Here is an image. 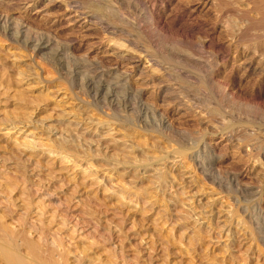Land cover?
Wrapping results in <instances>:
<instances>
[{
    "label": "rangeland",
    "instance_id": "obj_1",
    "mask_svg": "<svg viewBox=\"0 0 264 264\" xmlns=\"http://www.w3.org/2000/svg\"><path fill=\"white\" fill-rule=\"evenodd\" d=\"M29 1L0 0V227L52 264H264V0Z\"/></svg>",
    "mask_w": 264,
    "mask_h": 264
},
{
    "label": "bare ground",
    "instance_id": "obj_2",
    "mask_svg": "<svg viewBox=\"0 0 264 264\" xmlns=\"http://www.w3.org/2000/svg\"><path fill=\"white\" fill-rule=\"evenodd\" d=\"M17 2V1H16ZM23 2H25L24 5H27V3H29L30 1L29 0H23ZM243 2V1H242ZM22 3V2H21ZM263 3V2H261ZM17 4V3H16ZM250 4V3H249ZM264 5V3H263ZM2 6V5H1ZM261 6V5H260ZM94 7V10L98 11V12H101L103 11V8L101 6H98V5H93ZM258 7V6H257ZM75 9V8H74ZM92 9V8H91ZM261 9V7L259 8ZM78 10V9H77ZM263 10V11H262ZM106 11V10H105ZM261 12L264 13V8L261 9ZM103 14V13H102ZM10 17H8V15H0V25H2V27H4L3 25H6L7 27L8 24L10 23V20H9ZM21 19H18L15 21V23L18 24L19 28H23L26 30V25L25 24H22ZM263 22V21H262ZM5 26V27H6ZM6 27V28H7ZM5 29V28H4ZM109 28H106V30H108ZM8 30V29H6ZM5 30V31H6ZM47 31V30H46ZM49 32V31H48ZM47 33V32H46ZM108 33H113L112 30L109 31L108 30ZM44 34V33H43ZM47 35V34H46ZM54 36V35H53ZM53 38V37H52ZM117 39V38H116ZM54 40V39H53ZM42 41V40H41ZM110 42H113V39L110 38L109 40ZM115 41V40H114ZM109 42V43H110ZM51 40L50 39H47L45 40V42L43 43H39V44H35L33 46V49L34 50H37V51H41V50H44V49H48L50 48V44H51ZM56 43V42H55ZM118 43V42H117ZM118 46L122 45L121 43H118L117 44ZM67 46V45H66ZM117 50V49H116ZM68 51V50H67ZM117 52V51H116ZM69 53V52H68ZM153 68V66H152ZM115 69V68H114ZM117 69V68H116ZM108 73V72H107ZM122 74L125 75V77L123 78V81H127L128 80V74L125 70H123V72H121ZM121 74V75H122ZM90 78V77H89ZM120 79V78H118ZM122 79V77H121ZM122 81V80H120ZM205 81V80H204ZM94 82V81H93ZM124 82V83H125ZM119 83V81H118ZM94 84V83H93ZM135 93V92H134ZM114 94V93H113ZM64 95V94H62ZM96 95V94H95ZM108 95V94H107ZM110 97V96H108ZM105 98V97H104ZM115 98V97H114ZM109 99V98H108ZM110 103L113 101L112 99L108 100ZM115 103V102H114ZM116 104V103H115ZM117 105V104H116ZM258 105V104H257ZM259 108V107H258ZM145 110V108H144ZM64 114V119L69 123H73L74 125H79L81 126V124H84L83 122H85V124H89L92 122V120L90 119H87V118H84V121H82L83 119H80V117L77 116L76 114V111H75V108H68L67 110H64L63 112ZM145 114V113H143ZM58 116V115H57ZM82 121V122H81ZM163 122V121H162ZM13 124V123H12ZM16 124V123H15ZM96 124V123H95ZM26 126V124H25ZM24 124L21 126L18 125V123L16 125H11V126H8V127H4L2 128L4 130V133L3 135H7L10 140L18 147H20L22 149V151H24L26 154H28L27 156L30 155V157L32 156L33 158L36 157V156H42L44 158L47 159V161H49L48 159H55L56 160V164H58L62 169H68V170H76L78 171V173L81 174V176H87L88 177H92V176H95L96 174V171L95 169L91 166V164H89V162L85 159H79L77 158V160L75 159H71L69 158L68 156L64 155V154H60V152H57V151H54L53 149H51V146L50 144H48V147H46L45 143L42 142L41 140V136H38V134L36 132H34V130H31V129H28L27 127H25ZM67 127V126H66ZM64 128V127H62ZM85 128V127H84ZM72 129V128H71ZM76 129V128H75ZM82 129V128H81ZM86 129V128H85ZM84 129V130H85ZM65 130V128H64ZM66 132V131H65ZM81 132V131H80ZM245 138V137H244ZM252 140V139H251ZM10 141V142H11ZM253 141V140H252ZM46 142V141H44ZM250 142V140H249ZM82 143V142H81ZM13 144V145H14ZM57 145H59L57 143ZM50 146V148H49ZM206 144L203 145L204 148ZM199 150H201L199 148ZM204 150V149H203ZM24 153V154H25ZM151 155V154H150ZM153 155V154H152ZM197 155V154H196ZM149 156V155H148ZM153 159L152 160H155V157L154 156H151ZM150 157V158H151ZM175 158V157H174ZM159 159V158H158ZM157 159V160H158ZM174 162L176 163V160H173V159H170L167 161L168 164L172 165L174 164ZM254 162H256V160H254ZM59 168V167H58ZM157 170V168H155ZM133 170V169H132ZM155 170V172H156ZM153 173H154V169H152ZM151 171V173H152ZM157 173V172H156ZM158 173H159V169H158ZM157 173V175H158ZM155 174V173H154ZM106 177L105 179L106 180H109L110 179V174L108 172L105 173ZM151 175V174H150ZM156 175V176H157ZM152 176V175H151ZM154 176V175H153ZM159 177V176H158ZM188 177V180L191 179L189 176ZM230 178V177H229ZM236 178V177H235ZM235 178H230L231 181H235ZM95 179V178H94ZM93 180V179H92ZM99 180V179H98ZM157 180V181H156ZM155 182L157 185L158 182L160 181L158 178H156ZM159 180V181H158ZM154 181V180H153ZM191 181V180H190ZM95 182V181H94ZM97 182V181H96ZM163 182V181H162ZM160 183V182H159ZM118 184V182H117ZM165 184V183H164ZM116 185V183H115ZM162 185V184H161ZM158 187V186H157ZM238 187V186H237ZM256 187V186H255ZM160 188V187H159ZM123 189V188H122ZM160 190V189H159ZM164 190V189H163ZM250 191V190H248ZM226 192V191H225ZM246 192V191H244ZM248 193V192H247ZM256 193V192H255ZM251 194L254 196V193L253 192H250L248 193V195ZM121 199V198H120ZM199 199V198H198ZM198 199H197V202H198ZM216 198H207V201L209 200V203H211L212 200H215ZM190 200V199H189ZM211 200V201H210ZM216 203V202H215ZM28 204V203H27ZM220 205V204H219ZM253 205V204H252ZM229 207V206H228ZM220 208V206H219ZM217 208V209H219ZM39 209V208H38ZM196 209V208H195ZM192 210V209H190ZM199 210V209H198ZM216 210V209H215ZM39 211V210H38ZM193 211V210H192ZM190 211V212H192ZM202 211V210H201ZM207 212V211H206ZM220 217H222V223H223V226H224V229H223V233L225 235H227V233L232 229H239L240 230H244L245 227H244V224L242 223V220H239L238 218H236L232 212L230 211V209L228 208H225L224 206L221 207L220 209ZM251 212V211H250ZM254 212V211H253ZM193 213V212H192ZM195 213L197 214V212L195 211ZM194 213V217L193 215L190 216L193 217L191 220H194L193 223L195 222H198L196 220H199L198 219V215H196ZM191 214V213H190ZM189 216V215H188ZM189 218V217H188ZM200 218V217H199ZM203 219V218H201ZM192 222V221H191ZM191 224V223H190ZM247 224V223H246ZM2 225V224H1ZM193 225V224H192ZM191 225V226H192ZM259 226V225H258ZM248 227V225H247ZM34 230V229H33ZM0 264H52V261L55 259L53 256L54 254L49 252L48 253V256L52 255V257L50 256V258H47L48 256L45 255V257L43 258L41 255H43V253H40L38 254V251L33 252L32 251H26L25 249L21 250L20 248V245H22V240H20V238L18 237V233L16 234L15 232L13 231H10V230H7L5 229V227H0ZM245 232V230L243 231ZM250 233V232H249ZM256 233V232H255ZM224 235V236H225ZM246 235V234H245ZM21 236V235H19ZM39 236V235H38ZM226 237V236H225ZM228 237V236H227ZM253 237V236H251ZM23 238V237H22ZM40 238V237H39ZM25 239V238H24ZM263 240H264V237H263ZM46 241V239H45ZM27 242V241H26ZM28 243V242H27ZM51 243V242H50ZM223 243V242H222ZM212 245V244H211ZM248 246V244H247ZM255 246V245H254ZM23 247V246H22ZM257 247V246H256ZM31 249V248H30ZM54 249V248H52ZM61 250V249H60ZM40 251V250H39ZM47 251V250H46ZM52 251V250H51ZM48 252V251H47ZM59 253V252H58ZM61 253V251H60ZM70 253V252H69ZM81 253V252H80ZM47 254V253H46ZM62 254V253H61ZM60 254V255H61ZM68 254V252H67ZM83 254V253H81ZM56 255H57V252H56ZM44 256V255H43ZM79 256V255H78ZM77 256V257H78ZM54 258V259H53ZM64 258V257H63ZM80 259V258H79ZM63 261V260H62ZM71 261V260H70ZM67 262V261H66ZM77 263V262H76ZM111 263V262H110ZM115 264V263H114Z\"/></svg>",
    "mask_w": 264,
    "mask_h": 264
}]
</instances>
